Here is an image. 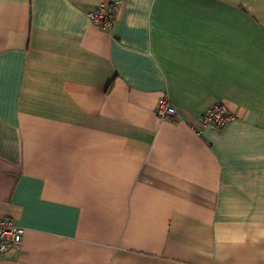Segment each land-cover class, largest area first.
<instances>
[{"label": "crops", "instance_id": "0c3cea01", "mask_svg": "<svg viewBox=\"0 0 264 264\" xmlns=\"http://www.w3.org/2000/svg\"><path fill=\"white\" fill-rule=\"evenodd\" d=\"M4 216L0 264H264V0H0Z\"/></svg>", "mask_w": 264, "mask_h": 264}, {"label": "built area", "instance_id": "2783aa9c", "mask_svg": "<svg viewBox=\"0 0 264 264\" xmlns=\"http://www.w3.org/2000/svg\"><path fill=\"white\" fill-rule=\"evenodd\" d=\"M119 6L118 1L101 2L89 12V16L93 23L102 27H110ZM155 114L158 118L164 119L175 116L177 108L167 95H162L156 102ZM232 118V112L223 103H217L201 113L200 125L202 127L215 126L222 128ZM24 232L25 227L16 224L11 217H0V258L17 254Z\"/></svg>", "mask_w": 264, "mask_h": 264}]
</instances>
